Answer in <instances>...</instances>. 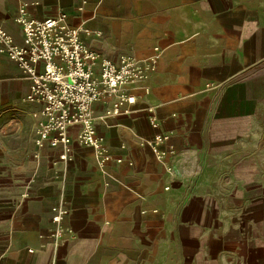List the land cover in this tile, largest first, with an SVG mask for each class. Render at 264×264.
<instances>
[{
  "label": "crops",
  "instance_id": "obj_1",
  "mask_svg": "<svg viewBox=\"0 0 264 264\" xmlns=\"http://www.w3.org/2000/svg\"><path fill=\"white\" fill-rule=\"evenodd\" d=\"M23 7L66 13L103 57L162 55L127 113L110 112L113 96L92 105L112 155L101 168L80 125L68 147L37 145L42 104L0 53V264H229L244 245L235 214L262 180L264 0H0L18 43ZM158 134L170 135L161 159ZM55 206L67 210L59 222Z\"/></svg>",
  "mask_w": 264,
  "mask_h": 264
},
{
  "label": "built area",
  "instance_id": "obj_2",
  "mask_svg": "<svg viewBox=\"0 0 264 264\" xmlns=\"http://www.w3.org/2000/svg\"><path fill=\"white\" fill-rule=\"evenodd\" d=\"M67 17L60 13L36 19L27 16L24 7L20 8L16 22L22 29L23 42L18 43L0 22V53L13 60L30 81L26 99L42 104L37 145L68 147V129L80 125L78 142L94 150L96 162L102 168L112 155L104 137L96 131L92 105L113 96L116 99L110 112L127 113V106L137 100L130 93L131 86L156 69L162 49L155 46L150 55L141 58L127 54L117 60L103 57L84 42L83 29L70 25ZM84 31L88 33V29ZM150 122L153 127L158 126L155 117ZM169 137L158 134L149 142L160 159L166 153L160 147ZM52 211L57 222L67 214L65 208L58 206Z\"/></svg>",
  "mask_w": 264,
  "mask_h": 264
},
{
  "label": "rangeland",
  "instance_id": "obj_3",
  "mask_svg": "<svg viewBox=\"0 0 264 264\" xmlns=\"http://www.w3.org/2000/svg\"><path fill=\"white\" fill-rule=\"evenodd\" d=\"M262 137V180L261 182H254V184L257 183V186L260 185L259 189L261 191L258 189L256 192H252V195L249 196L248 207H251H249L245 213L242 212L241 214H235L236 216L234 218V223H232L231 236L232 238L241 239L244 245L240 247V250H237L234 254L230 255L232 260L229 264H256L255 260H259L261 262H259L260 264H264V250H256V248L260 249V247H263L264 249V132ZM254 205L257 206V208L261 207L259 212L258 210L255 212L256 209H253ZM256 226H261L259 229V234H261L263 238L261 240H258L255 233ZM231 248V252L233 253L235 248ZM211 258L212 254L206 259L209 260Z\"/></svg>",
  "mask_w": 264,
  "mask_h": 264
}]
</instances>
